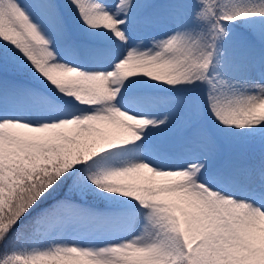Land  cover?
<instances>
[{
  "label": "snow or ice",
  "instance_id": "obj_1",
  "mask_svg": "<svg viewBox=\"0 0 264 264\" xmlns=\"http://www.w3.org/2000/svg\"><path fill=\"white\" fill-rule=\"evenodd\" d=\"M0 264H264V0H0Z\"/></svg>",
  "mask_w": 264,
  "mask_h": 264
}]
</instances>
